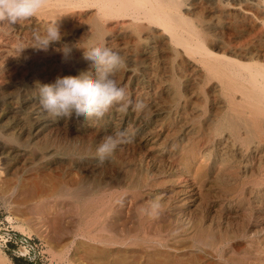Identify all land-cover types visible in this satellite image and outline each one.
<instances>
[{
	"label": "bare ground",
	"instance_id": "bare-ground-1",
	"mask_svg": "<svg viewBox=\"0 0 264 264\" xmlns=\"http://www.w3.org/2000/svg\"><path fill=\"white\" fill-rule=\"evenodd\" d=\"M41 16L47 25L57 19L62 34L47 50L30 47L33 40H28L19 53L21 45L0 33V166L12 178L13 189L33 174L37 188L54 205L50 211L26 215L87 224L105 214L114 194L129 190L143 226L145 219L163 210L156 214L145 206L174 195L179 203L173 224L192 232L202 264L205 255L215 258V264L228 262L226 254L264 233V0H43L35 17ZM101 41L125 62L114 78L128 87L127 109L138 122L126 129L142 148L135 157L118 158L114 151L103 160L97 155L107 138L105 115L121 112L118 106L98 121L73 122L49 115L39 102L37 83L50 84L58 76L73 78L88 70L82 49L73 45L87 48ZM64 43L71 47L67 57L56 50ZM137 102L142 104L139 109ZM58 122L63 128H56ZM97 137L101 142L94 141ZM103 163H109L115 175L101 179L95 170L86 171ZM193 165L190 179L175 180L182 188L154 187L159 177L190 171ZM49 173H58L61 181L54 183ZM45 174L49 185L42 187ZM208 198L213 204L212 226L206 225L208 210L201 205ZM197 205L202 213L193 220ZM8 220L22 231L13 218ZM66 235L58 239L62 247ZM81 236L87 243H116L97 235ZM74 241L62 250L67 253Z\"/></svg>",
	"mask_w": 264,
	"mask_h": 264
},
{
	"label": "rangeland",
	"instance_id": "rangeland-1",
	"mask_svg": "<svg viewBox=\"0 0 264 264\" xmlns=\"http://www.w3.org/2000/svg\"><path fill=\"white\" fill-rule=\"evenodd\" d=\"M251 1L247 0V2H251ZM43 18L44 17H42V16H41V18L40 17L36 18L34 16L31 18V20L29 18V19H27L28 21L27 20L20 21L19 23H17L12 28H9L6 25H3L4 26L3 28H2V26H0L2 28V29L0 28V33L2 35L4 34L5 36L3 35L2 37L6 38L8 41H12V42H15L19 45H22V44H24V42L25 43L28 42V40L32 41L33 36L36 32H38V31L41 32L44 30V28L47 26V21L45 18L44 19ZM34 19H36L38 22H36V23L32 22ZM22 25L24 28L22 27ZM25 25H26V27H25ZM16 26H18V27H16ZM4 28H5V30H4ZM6 29H8V30H6ZM41 29H43V30H41ZM21 31H22V33H21ZM10 34H11L12 38H10ZM19 35H21V36H19ZM13 37H15V38H13ZM21 38H23V40ZM118 83L120 86H122L125 89V95L127 97L128 87H126L124 85V83H120V82H118ZM71 120L73 122H77L80 119L77 120L76 118H73ZM135 123H136V125L138 124L137 121L135 122L134 115L128 109H126L125 111H121V112H117V111L111 112L110 114L105 115L104 128H105L106 137L113 136L118 131H126L127 127L133 126V125H135ZM62 125H63L62 122H58L56 124V128L61 129V128H63ZM99 139L100 138L97 137L94 139V141H96V143H99V142H101V139L100 140ZM141 149L142 148L140 147L138 142L135 141V138H130V139H127L125 141L118 143L113 151L115 154L114 156L118 157V155H119L118 158H120V157L121 158H123V157L130 158L132 156L135 157L138 153H141L140 152ZM124 153L126 154V156H124L125 155ZM201 160H202L201 158L198 159V161H201ZM184 162H185V164H189V161L187 159ZM104 164H105V166H104ZM110 167H111V165L109 163L98 164L96 166L90 165L86 168V171L92 172L95 170L98 177L101 179H104L109 175H115L116 170L113 169V167H111V168ZM193 167H191L192 169L190 171H189L190 168H185L182 171H176V173H167L166 175L159 177L157 180L153 181L154 187L156 188L159 186H161V187L164 186V187H169V188L172 187L173 189L182 188V184H179L178 183L179 181L176 182L175 180H183L185 178L190 179L191 176L194 175V172L196 169L195 165H193ZM73 173L74 172H71L69 174L72 178H75V173H74V175H73ZM49 174H50V177L53 178V179L51 178V180L54 183L59 182V180L61 181V179H59V177H58V173H49ZM31 175L34 178L33 174H30V175L23 177L22 182L15 189H13L14 182H13L12 178L0 166V197L1 196L4 197V200L0 199V264H78V262H79V264H95V262H96V264H101V263L102 264H202V262L200 260V255H201L200 246H199V243L197 242L196 238L192 239V237H193L191 235L192 232L186 233V232H184V229H180L179 227H177L176 225L173 224L174 220H172V217H175V213L177 212V210H176L177 205L176 204L179 203L177 200H175L174 195H173V197L170 196L169 200L165 199V202H159V203L157 202V203H154V205H152V204L146 205L145 207L154 208L156 214H157V211H159L160 209L161 210L163 209V210L161 211L162 213L160 212L156 216L154 215L153 217L151 216V218L149 217V218L145 219L143 222L144 223L143 226L141 225V219L139 218L141 216L138 215L139 213L136 209L135 202L133 201V199H131V196L129 194V190H126L123 192L119 191L118 193L116 191L117 194H114L115 196H114L113 200H111L112 202L109 204H106V206H105V209H106L105 214L104 213L103 214L102 213L97 214L98 217L96 216L95 218H90L89 223H87V224H83L82 222H80V220H77V219H75V220L71 219V221H70L68 219H64V218H60V217L50 218V217L40 216L38 218L37 217L32 218L29 215H26V213H29V211L47 212V211L54 209V205H53V200L51 198H45L43 192H40V189L37 188V185L35 184L36 183L35 179L32 180V177H30ZM46 176L47 175L45 174L44 175L45 181H44V183H42L43 184L42 187L45 185L46 186L49 185L46 183V181L49 177L48 176L46 177ZM25 178L27 179V181H25L26 180ZM28 180H29V182H28ZM1 183H4V184L1 185ZM25 186L27 187V189L29 191L26 189ZM10 188H11V190H10ZM5 189H6V191H5ZM9 190H10V192H8ZM123 190H125V189H123ZM8 193H9V195H8ZM164 194L166 196L170 195L169 191H165ZM143 200L146 204L147 198L144 197ZM2 202H4V203L1 204ZM128 202H129V204H128ZM166 202H167V204H166ZM198 203H199V201H198ZM201 205H203L204 208L207 207V210H208L207 213L204 214L206 216L205 217L206 225L212 226L213 220H214V218H213L214 213H213V204H212L211 198H208ZM68 206H70V205H68ZM56 210H59V209L56 208ZM120 210H121V212H120ZM124 210H126V211H124ZM172 212H174V213H172ZM171 213H172V216H171ZM201 213H202V208L200 209L197 205L193 210V220L198 219L200 217ZM137 216H139V217H137ZM8 217L13 218V221H15L16 223L21 225L22 231L20 229L13 228L12 227L13 224H11L9 222ZM129 218H131V219H129ZM158 218H159V220H158ZM167 218H168V220H167ZM101 219L104 220L105 222L104 221L102 222ZM98 220H100V221H98ZM147 220H149V221H147ZM126 221H128V222H126ZM137 222L139 223V225ZM98 223H99V225H98ZM81 224H83L84 226ZM89 225H91L92 228H90ZM103 225L105 228H101V226L103 227ZM61 226H62V228H61ZM64 226H66V227H64ZM88 226H89V229L86 230L88 228ZM139 226H140V228H139ZM77 227H78V229H77ZM80 227H82L81 230H84L85 232L81 231ZM142 227H144V228H142ZM113 228H115V229H113ZM118 228H120V229H118ZM69 229H71L72 231ZM97 229H99V230L103 229L102 231H105V230L106 231L104 233H102L101 230L97 231ZM116 230H118L120 233L121 232L122 233L119 234V232ZM65 231L69 235L68 236L66 235L67 238L63 241V242H65V244L63 243V247H62L61 246L62 244L58 243V239L61 236V234L66 233ZM94 231H97L98 233H96ZM81 232L83 234H81ZM87 232L91 236L97 235V236H100L103 238L105 237V239L112 240V242H116V243H108V244L107 243H105V244L96 243L95 244V242L93 243L91 241H88V243H87L86 242L87 239L81 238L82 237L81 235H84V236L88 235ZM110 232H111V234H109ZM160 233H161V235H160ZM172 233H173V235H172ZM181 233H184V234H181ZM74 234H75V237H74ZM179 234L182 236H180ZM177 235H178V237H177ZM191 239H192V241H191ZM249 239L246 241L247 243L245 242L238 249V251H234L233 253H229L230 255L226 254L225 259L228 258V262H223V264H241V263L242 264H246V263L249 264L248 262H250V264H264V233L263 234L259 233L257 236H253V237L251 236V238H249ZM72 240L73 241L75 240L74 241L75 246L73 245L71 247V249L66 253L62 249L68 247L67 245H69ZM164 241H166V242H164ZM83 242H85V243H83ZM162 242H163V244H161ZM81 243H83V244H81ZM151 244L153 246H151ZM64 245H66V246H64ZM86 245H87V247H86ZM110 246H112V247H110ZM80 248H82V249H80ZM59 251H61V252H59ZM242 251H243V255H242ZM190 253H191V255H190ZM118 254H120V255H118ZM244 254H248V255L245 256ZM2 256H4V257H2ZM230 257H231V259H230ZM239 257H243V259L239 258ZM97 258H99V259H97ZM111 259H114V260H111ZM250 259H252V260H250ZM188 260L190 263L188 262ZM205 260H206L205 261L206 263H204V264H215V261L217 262V260L215 258H212L209 255H207V256L205 255ZM235 261H238V262H235Z\"/></svg>",
	"mask_w": 264,
	"mask_h": 264
},
{
	"label": "clouds",
	"instance_id": "clouds-1",
	"mask_svg": "<svg viewBox=\"0 0 264 264\" xmlns=\"http://www.w3.org/2000/svg\"><path fill=\"white\" fill-rule=\"evenodd\" d=\"M43 7V0H0V26L14 27L18 22L34 17ZM52 20L42 32L33 36L32 48L47 50L52 43L61 41V32ZM80 44V43H79ZM82 49L83 60L89 66L88 70L79 72L73 78L58 76L50 84H39L38 94L42 109L49 115L67 119L100 120L114 106L125 111L131 101L126 98L125 90L114 78L115 73L125 66L123 57L107 45L97 42ZM18 46V52L25 49ZM65 57L71 52V47L61 44L59 49ZM94 78H92V74ZM142 107L140 102L135 105ZM130 139L126 131H118L107 137L97 149L98 157L103 160L110 155L118 143Z\"/></svg>",
	"mask_w": 264,
	"mask_h": 264
}]
</instances>
